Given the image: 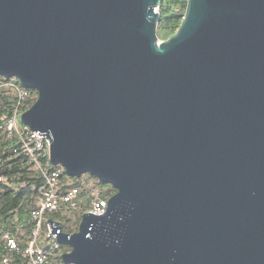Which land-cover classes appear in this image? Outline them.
<instances>
[{"label": "water", "instance_id": "water-1", "mask_svg": "<svg viewBox=\"0 0 264 264\" xmlns=\"http://www.w3.org/2000/svg\"><path fill=\"white\" fill-rule=\"evenodd\" d=\"M0 0V76L66 175L116 191L63 264H264V0Z\"/></svg>", "mask_w": 264, "mask_h": 264}, {"label": "trees", "instance_id": "trees-1", "mask_svg": "<svg viewBox=\"0 0 264 264\" xmlns=\"http://www.w3.org/2000/svg\"><path fill=\"white\" fill-rule=\"evenodd\" d=\"M186 5L187 0H162L158 7L159 20L156 26L159 40H165L176 32L181 24ZM17 87L19 82L16 78L7 79L0 76V264H28V258L22 251L31 239L34 229L30 213L38 207V200L46 186L36 163L24 153L20 135L13 133L8 136L5 128V122L13 116L16 108L20 115L33 104L37 97L34 89H26L27 96L19 100ZM18 128L21 132L25 131V126L18 125ZM41 162L45 163L46 158H43ZM83 176L84 180H81ZM89 179H94L93 184L98 186L103 184L88 173L82 174L79 178L70 177L62 168L57 189L60 206L56 211L47 212L46 216L44 215L45 225L47 220L51 219L60 223L65 233H73L77 230L81 215L88 207L80 205L76 209H69L62 202V197L68 190L76 188L79 190V197L87 198L91 188L85 189L81 181L87 183ZM106 185L107 188L102 189V196L107 198L116 190L111 185ZM4 235L16 241L18 250L8 249ZM65 247L67 248L62 249L63 246L60 245L57 249L50 251L47 264H63L61 254L69 251V247ZM5 257L7 263L3 262Z\"/></svg>", "mask_w": 264, "mask_h": 264}, {"label": "built area", "instance_id": "built-area-1", "mask_svg": "<svg viewBox=\"0 0 264 264\" xmlns=\"http://www.w3.org/2000/svg\"><path fill=\"white\" fill-rule=\"evenodd\" d=\"M17 96L19 100H22L27 96V90L24 88L17 87ZM19 114L17 108L15 109L13 116L5 122V128L8 131V136L13 133L20 135L23 144V150L33 162L36 163L37 167L41 171L46 186L42 191L38 200V207L31 211L30 220L34 223V229L31 233V239L29 240L22 253L28 258V264H47L48 254L50 251L57 249L60 245L56 242L54 236H50V228L47 226V235L52 237V243L48 249L40 247V233L42 232L43 223L45 220V213L53 212L59 209L60 199L57 194L59 177L61 174V167L54 166L49 163L48 160V141L43 135H39L38 132H32L25 127V131L21 132L18 128ZM46 158V162L43 163L41 160ZM102 189L92 187L88 197L84 200L79 197V190L76 188L68 190L62 197V202L69 209H76L80 205H86L90 212L95 215L103 214L107 207V200L109 197L102 196ZM6 239V245L9 250H18L16 241L4 235ZM3 262L7 263V258H3Z\"/></svg>", "mask_w": 264, "mask_h": 264}, {"label": "rangeland", "instance_id": "rangeland-1", "mask_svg": "<svg viewBox=\"0 0 264 264\" xmlns=\"http://www.w3.org/2000/svg\"><path fill=\"white\" fill-rule=\"evenodd\" d=\"M19 87L20 88H22V86L19 84ZM18 125H19V127H23L24 125H22L21 124V122L19 121V118H18ZM61 169H62V167H61ZM81 180H84V176L81 178ZM93 180L94 179H89V181L87 182V183H85V182H83V181H81V183H82V185H83V187L85 188V189H88V188H92V187H94V188H100V189H106L107 188V185L106 184H99L100 186H98L97 184H93ZM82 197V196H81ZM84 200L86 199V197L84 196V197H82ZM86 206V205H85ZM46 214V213H45ZM46 216V215H45ZM44 222H45V220H44ZM44 225H43V228H42V232L40 233V240H39V243H40V247H42L43 249H45V248H47V247H49L50 246V244L52 243V237H49L48 235H47V226L45 225V223H43ZM61 246H63V248L62 249H66L67 247H65V246H67V245H61Z\"/></svg>", "mask_w": 264, "mask_h": 264}]
</instances>
